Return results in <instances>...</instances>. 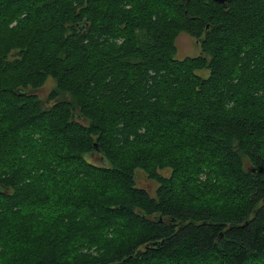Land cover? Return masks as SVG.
Segmentation results:
<instances>
[{
  "label": "trees",
  "instance_id": "obj_1",
  "mask_svg": "<svg viewBox=\"0 0 264 264\" xmlns=\"http://www.w3.org/2000/svg\"><path fill=\"white\" fill-rule=\"evenodd\" d=\"M181 32L197 55L177 57ZM41 121L54 156L28 137ZM66 193L63 220L14 216L6 264H264V0L0 5V223Z\"/></svg>",
  "mask_w": 264,
  "mask_h": 264
},
{
  "label": "rangeland",
  "instance_id": "obj_2",
  "mask_svg": "<svg viewBox=\"0 0 264 264\" xmlns=\"http://www.w3.org/2000/svg\"><path fill=\"white\" fill-rule=\"evenodd\" d=\"M22 0H0V5H4L5 7L7 5H9L11 8L14 9L15 5L18 4V2H20ZM12 24V22H11ZM176 47H177V57H185V56H194L197 55L200 52V48H199V42L194 39L193 37H191L190 35H188L187 33L181 32L180 34H178L177 38H176ZM200 74L205 75L206 71L202 70L199 71ZM55 87V80L53 78L48 77L46 82L44 83V85H42L41 87H39L36 90V94L37 96L44 100V102H47V98L48 95L50 93V91ZM75 118L77 119V117L75 116ZM83 122H85L83 120ZM42 121L35 126V127H28V137L30 135L31 139H36L38 138L39 133L38 132H43V134L46 136V138H49L50 140L48 141L49 143V149L47 151V154H52L53 156L55 155V151L57 150V148L59 149V141L54 138V134L51 133V129H44L42 131ZM30 133V134H29ZM54 139V140H53ZM182 142L184 145H195L190 141H187L185 138H182ZM92 159H90L93 162L99 161L98 155L93 154L92 155ZM245 163H246V167H249L250 164L248 162L247 159H245ZM68 165L66 163H63V165ZM165 174H167L168 172L165 171L163 172ZM97 181L103 185V189L108 188V186L110 188L115 187L116 183L113 180L107 179L105 178L104 175H102L101 173L97 174L96 176ZM136 183L138 186L144 188L151 196L155 195V190L157 188V184L155 181H153L152 179H149L142 171H138L137 172V177H136ZM66 198H63L62 200H60L57 203V199L54 200V202L52 204H50V206L47 207V209L45 210H39L38 208H36L34 205L31 204H26L25 206L20 207L19 205H14V207L11 208L12 210V214H10L8 216V218L5 221H2L0 223V235L2 234V232H5L7 229H9L11 227V221L13 220L12 223H14V216H16L18 214V212H21L24 209H28L25 211H32V213H35V216L37 214H42L43 212L48 213V214H52L50 217L54 218L58 215L62 214V220L65 218V216L70 215L72 216L75 207L74 205H72V201H71V196L66 193ZM129 226V224L125 221H117L115 222L111 227L108 228V231L106 230V237H104V239H108L111 240L112 239V235L115 238H120V233L122 232V229L126 228ZM118 233V234H117ZM117 234V236H116ZM7 240H10V238H8ZM1 242V241H0ZM3 245L0 246V264H6V261L12 263V261L14 260V256L12 257V251L8 250V242L3 241ZM5 248V249H4ZM214 255L213 254H205V255H201V256H196L194 259L198 260L200 258H207L210 259L212 258ZM193 259V258H192ZM193 259V261L195 262V260ZM163 259H158L157 260V264L160 263V261H162ZM164 261V260H163ZM181 264H190V261H188L186 258H181L180 260ZM248 264H261L259 262V258L258 259H254L253 261L251 260Z\"/></svg>",
  "mask_w": 264,
  "mask_h": 264
},
{
  "label": "water",
  "instance_id": "obj_3",
  "mask_svg": "<svg viewBox=\"0 0 264 264\" xmlns=\"http://www.w3.org/2000/svg\"><path fill=\"white\" fill-rule=\"evenodd\" d=\"M218 1H220V2H224V1H226V0H218Z\"/></svg>",
  "mask_w": 264,
  "mask_h": 264
}]
</instances>
